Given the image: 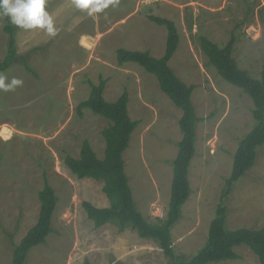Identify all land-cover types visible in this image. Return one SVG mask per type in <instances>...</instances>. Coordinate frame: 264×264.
Returning <instances> with one entry per match:
<instances>
[{"label":"rangeland","instance_id":"1","mask_svg":"<svg viewBox=\"0 0 264 264\" xmlns=\"http://www.w3.org/2000/svg\"><path fill=\"white\" fill-rule=\"evenodd\" d=\"M58 35L17 28V52L29 59L36 75L19 63L5 74L23 80L13 92L0 91V264H12L13 246L37 223L38 192L47 176L58 204L46 244L29 254L27 264H172L153 240L116 225L95 228L83 202L109 206L104 183L79 179L65 158L80 156L88 140L104 158L102 132L110 122L77 106L91 87L106 79L104 97L115 102L129 94V115L139 123L124 153L125 172L139 211L152 222L165 219L171 196L173 161L182 139V111L161 91L157 78L134 63L120 65L117 50L165 54L167 29L150 15L175 22L180 43L170 61L178 77L195 87L196 155L190 167L191 195L172 230L174 252L189 260L204 246L221 203L229 229L264 226V145L255 166L224 197L234 154L255 126L253 100L224 80L200 45L206 37L221 47L234 36L233 57L242 70L261 77L264 58V0H119L104 13L88 16L72 0H47ZM5 20L0 19V62L7 52ZM86 37V38H85ZM84 42H82V39ZM241 256L217 264H260L246 246ZM215 264V263H210Z\"/></svg>","mask_w":264,"mask_h":264},{"label":"trees","instance_id":"2","mask_svg":"<svg viewBox=\"0 0 264 264\" xmlns=\"http://www.w3.org/2000/svg\"><path fill=\"white\" fill-rule=\"evenodd\" d=\"M149 20L167 29L165 54L160 58L152 56L150 51L117 50V60L120 65L134 63L146 72L154 75L161 91L182 111L179 121L182 139L178 143V153L173 161V179L168 211L165 219L152 222L139 211L134 199L129 178L125 172L124 153L130 146V141L139 123L129 115V94L125 91L115 102H109L104 97L107 80L101 78L98 85L89 82L91 87L89 98L77 106V112L83 116V110L107 119L110 124L102 132L106 143L105 155L100 159L91 143L84 140L80 156L75 158L67 155L64 162L74 176L79 179L91 178L104 183L103 192L109 200V206L99 208L85 201L83 206L88 218L95 228L107 224L116 225L120 231L132 228L141 239L153 240L162 249L172 264H210L227 260H238L241 256L236 252L240 246L248 247L260 264H264V226L260 229L238 228L227 226V207L224 202L217 209L212 220L208 238L204 246L189 260L176 256L172 241V230L182 217V208L188 201L192 189L190 183V167L196 155L197 116L193 93L195 87L182 81L170 61L178 50L180 43L179 30L174 21L150 15ZM4 32L8 36L7 52L0 62V72H6L10 67L21 64L27 72L36 75L30 64L34 48L25 57L17 52V27L4 18ZM237 40L233 36L226 46L221 47L206 37H200V45L218 74L228 83L240 88L254 104L252 110L256 121L252 130L239 142L234 154L230 177L226 180L227 197L234 185L255 166L258 159V149L264 145V58L259 79L248 71L242 70L233 57ZM41 202L37 223L27 232L20 243L13 246L12 264H27L33 248L44 245L48 237L54 233L53 217L58 204V197L47 176H44V187L38 192Z\"/></svg>","mask_w":264,"mask_h":264},{"label":"clouds","instance_id":"3","mask_svg":"<svg viewBox=\"0 0 264 264\" xmlns=\"http://www.w3.org/2000/svg\"><path fill=\"white\" fill-rule=\"evenodd\" d=\"M72 3L76 9L92 17L104 13L110 6H117L119 0H72ZM3 18L23 30H42L53 38L58 35L53 16L47 10V0H0V19ZM23 83L21 79H9L5 72H0L2 92H13L22 87Z\"/></svg>","mask_w":264,"mask_h":264},{"label":"crops","instance_id":"4","mask_svg":"<svg viewBox=\"0 0 264 264\" xmlns=\"http://www.w3.org/2000/svg\"><path fill=\"white\" fill-rule=\"evenodd\" d=\"M85 38H86V37H85ZM85 38H83V42H84V39H85Z\"/></svg>","mask_w":264,"mask_h":264}]
</instances>
